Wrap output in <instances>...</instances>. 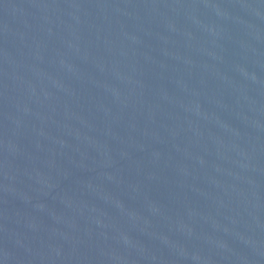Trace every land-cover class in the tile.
<instances>
[{
	"label": "water",
	"instance_id": "obj_1",
	"mask_svg": "<svg viewBox=\"0 0 264 264\" xmlns=\"http://www.w3.org/2000/svg\"><path fill=\"white\" fill-rule=\"evenodd\" d=\"M0 264H264V0H0Z\"/></svg>",
	"mask_w": 264,
	"mask_h": 264
}]
</instances>
